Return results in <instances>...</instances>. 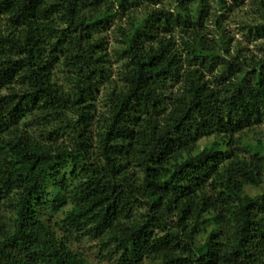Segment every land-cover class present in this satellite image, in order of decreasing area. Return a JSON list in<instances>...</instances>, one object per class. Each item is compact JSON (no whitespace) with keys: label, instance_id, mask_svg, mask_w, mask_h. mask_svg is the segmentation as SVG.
<instances>
[{"label":"clouds","instance_id":"1","mask_svg":"<svg viewBox=\"0 0 264 264\" xmlns=\"http://www.w3.org/2000/svg\"><path fill=\"white\" fill-rule=\"evenodd\" d=\"M0 264H264V0H0Z\"/></svg>","mask_w":264,"mask_h":264}]
</instances>
